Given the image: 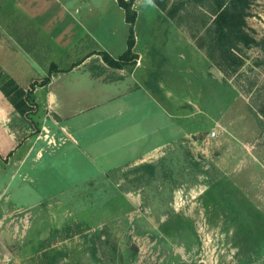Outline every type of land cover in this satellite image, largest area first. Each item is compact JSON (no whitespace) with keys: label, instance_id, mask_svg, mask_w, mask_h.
<instances>
[{"label":"rangeland","instance_id":"374dc122","mask_svg":"<svg viewBox=\"0 0 264 264\" xmlns=\"http://www.w3.org/2000/svg\"><path fill=\"white\" fill-rule=\"evenodd\" d=\"M172 1V18L141 8L135 30L144 73L175 115L174 145L155 162L91 179L95 164L77 173L71 156L0 160V264H264V0H249L246 31L255 43L240 45L229 66L212 45L213 0ZM127 35L119 28L114 47ZM9 52L0 48L3 154L33 130L5 94ZM19 54L31 73L36 55ZM35 119L42 137L33 145L53 151L45 119Z\"/></svg>","mask_w":264,"mask_h":264},{"label":"crops","instance_id":"0c3cea01","mask_svg":"<svg viewBox=\"0 0 264 264\" xmlns=\"http://www.w3.org/2000/svg\"><path fill=\"white\" fill-rule=\"evenodd\" d=\"M11 2L7 19L2 13L8 1L0 0V48L13 51L8 56L9 73L24 90L32 81L45 77L49 81L33 89L31 99L36 110L28 117L20 115L28 119L33 130L17 147L5 154L0 150L3 156L11 152L6 161L10 157L28 160L33 153L39 163L46 154L62 159L71 156L77 173L81 163L95 164L92 174L86 177L91 179L119 166L155 162L164 153V147L174 145L175 115L161 103L154 77L148 71L144 73L148 65L135 30L141 8L152 4L159 9L152 0L133 2L137 14L133 51L138 57L132 65L119 68L107 65L101 55L105 51L117 58L127 47V37L120 47H114L113 43L119 28L129 29L124 9L117 0ZM36 8L39 11L33 12ZM84 36L85 44L81 43ZM26 48L33 51V57L36 55L33 75L22 70L23 64L28 63L19 52ZM157 85L160 88V82ZM170 94L167 89L166 97ZM39 115L42 121L45 119L41 124L46 132L44 139L51 137L57 143L53 151H45L44 147L37 152V143L33 145L41 142L42 135L35 136L39 128L35 116ZM9 177L16 178V172Z\"/></svg>","mask_w":264,"mask_h":264},{"label":"trees","instance_id":"16d2710c","mask_svg":"<svg viewBox=\"0 0 264 264\" xmlns=\"http://www.w3.org/2000/svg\"><path fill=\"white\" fill-rule=\"evenodd\" d=\"M153 3L168 17H173L179 7L172 0H152ZM119 6L124 9L125 20L129 25L126 50L117 58L112 57L107 52H101L104 62L115 68L125 65H132L137 59V54L133 51L135 45L134 23L136 11L133 8L134 0H117ZM249 5V0H213L211 10L213 19L211 23L212 45L218 52L221 63L231 65L235 61L236 51L240 45H251L255 39L246 31L245 9ZM220 65V64H219ZM49 81V77L42 80L32 81L26 90L19 87L13 78H9L8 83L12 87L5 90L11 104L15 106L20 115L28 117L36 110V106L31 99V94L36 85H43ZM11 154L5 156L0 154V160L6 161Z\"/></svg>","mask_w":264,"mask_h":264},{"label":"water","instance_id":"95a60500","mask_svg":"<svg viewBox=\"0 0 264 264\" xmlns=\"http://www.w3.org/2000/svg\"><path fill=\"white\" fill-rule=\"evenodd\" d=\"M211 73L214 74L219 80H221V75L216 69H211Z\"/></svg>","mask_w":264,"mask_h":264},{"label":"built area","instance_id":"2783aa9c","mask_svg":"<svg viewBox=\"0 0 264 264\" xmlns=\"http://www.w3.org/2000/svg\"><path fill=\"white\" fill-rule=\"evenodd\" d=\"M215 135H216V131L214 130L211 132V136H215Z\"/></svg>","mask_w":264,"mask_h":264}]
</instances>
